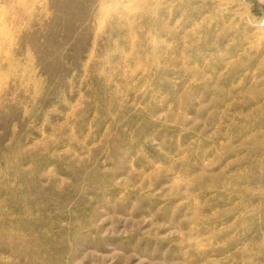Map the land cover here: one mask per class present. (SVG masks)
Listing matches in <instances>:
<instances>
[{
  "label": "rangeland",
  "instance_id": "374dc122",
  "mask_svg": "<svg viewBox=\"0 0 264 264\" xmlns=\"http://www.w3.org/2000/svg\"><path fill=\"white\" fill-rule=\"evenodd\" d=\"M0 264H264V0H0Z\"/></svg>",
  "mask_w": 264,
  "mask_h": 264
}]
</instances>
